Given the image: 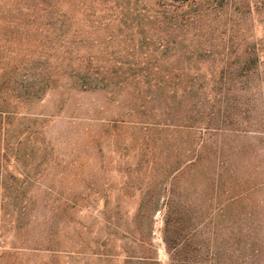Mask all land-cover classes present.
Wrapping results in <instances>:
<instances>
[{
  "label": "rangeland",
  "instance_id": "obj_1",
  "mask_svg": "<svg viewBox=\"0 0 264 264\" xmlns=\"http://www.w3.org/2000/svg\"><path fill=\"white\" fill-rule=\"evenodd\" d=\"M159 2L0 0V264H169L167 204L194 259L264 264V0Z\"/></svg>",
  "mask_w": 264,
  "mask_h": 264
},
{
  "label": "trees",
  "instance_id": "obj_2",
  "mask_svg": "<svg viewBox=\"0 0 264 264\" xmlns=\"http://www.w3.org/2000/svg\"><path fill=\"white\" fill-rule=\"evenodd\" d=\"M34 3L28 4L24 7H19V11L24 10H35V14L39 17H45V21L40 24L39 27H59L64 29L68 24V15L76 13V9L87 14V19H94L97 22H102L103 20H109V16L121 17V20H128L131 14L139 13V3L144 2L146 5V0H32ZM134 1V2H133ZM159 4L167 6L169 0H158ZM177 3L175 10L179 11L184 9V6L197 7L203 3H210L209 0H170ZM65 4H69L70 7H65ZM173 4V3H172ZM211 4V3H210ZM211 6V5H210ZM209 10V8L207 9ZM185 11V10H184ZM179 14L180 20L186 23H194L195 18L200 15H192V13ZM108 18H104L103 16ZM105 16V17H106ZM42 25V26H41ZM2 104L3 102L0 101ZM4 106L0 105V112L2 113ZM187 162V161H186ZM194 164V163H193ZM167 212L165 218V229H164V239L167 244L168 253L170 256L169 264H208L209 259L207 256L196 255L194 259L190 255V247L184 249L182 247V241L179 240V230L181 228V220L179 214H181L182 209L179 208L177 204H167ZM239 243V242H238ZM246 247V246H245ZM186 255V256H184ZM248 255V254H247ZM240 255L242 262L248 264V259L250 256ZM257 255V254H254ZM254 255L252 256L254 259Z\"/></svg>",
  "mask_w": 264,
  "mask_h": 264
}]
</instances>
